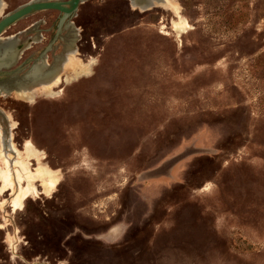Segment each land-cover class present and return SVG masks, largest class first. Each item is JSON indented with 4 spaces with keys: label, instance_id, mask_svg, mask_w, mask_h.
<instances>
[{
    "label": "rangeland",
    "instance_id": "1",
    "mask_svg": "<svg viewBox=\"0 0 264 264\" xmlns=\"http://www.w3.org/2000/svg\"><path fill=\"white\" fill-rule=\"evenodd\" d=\"M172 1L183 33L145 0H81L58 40L52 10L1 33L28 47L0 68V264H264V0ZM73 49L89 70L31 85Z\"/></svg>",
    "mask_w": 264,
    "mask_h": 264
},
{
    "label": "bare ground",
    "instance_id": "2",
    "mask_svg": "<svg viewBox=\"0 0 264 264\" xmlns=\"http://www.w3.org/2000/svg\"><path fill=\"white\" fill-rule=\"evenodd\" d=\"M131 1H132V4L135 7H143L142 2H139V0H131ZM145 1H147V4L149 3V4H159V5H162V6H167L168 8H170L176 14V16H178L177 3L172 1V0H145ZM3 9H4V1L0 0V16L3 13ZM178 18H179V21L178 22H174V29L179 34V33L185 32L189 28V26L185 22V20H183L179 16H178ZM27 47L28 46H27V43H26V45L18 48L17 45H16V41L14 39H12V38L8 39L7 41H5L3 43H0V68H7L10 65L15 64L17 59L20 58V55L22 54L23 50H25ZM70 47H73L71 43H70ZM70 47H69V49H71ZM74 53L75 52H74V49H73V50H71L69 52V56H66V58H65L66 60L65 59L62 60V62H64V63L62 64L63 66H62V70L61 71L60 70L58 71L57 68H54L53 70L48 71L47 62L45 60L39 61L36 65H34L32 67V69L30 71L31 73H29L33 77V81L31 83V85L32 86L35 85L36 88L40 89L44 93H50L51 87L55 86L56 84H58L60 82V77H62V72L65 71L67 68H71L74 71H76L75 75L78 74V71L86 72L87 70H89L90 63H86L85 64L78 57L77 52L75 54ZM60 69H61V65H60ZM30 91L31 90L28 88V86H20L19 90H17L15 93H17V95L20 96V97L29 99L30 96H32ZM0 92L2 93V90H0ZM8 118H10V117L8 116ZM2 140L3 139H1V141ZM3 144L4 143H2V146L0 148V158H2L4 156V153H5V152H3V148H4ZM4 145H5V147L10 146V148L14 147V144L12 143L11 138L8 140V143L4 144ZM13 149H15V148H13ZM13 151H14V154H15V150H13ZM38 152L39 151L36 150L35 147L30 142H26L25 147H24V152H23L24 155H27L28 158H34L35 157L39 161L38 154L40 152L39 153ZM5 154H7V153H5ZM19 154L20 153L18 151V155H13V156H18L19 157ZM20 157H22V156H20ZM22 158H24V157H22ZM9 160L10 159H8V162H9ZM12 161H13V159L10 162H12ZM14 162H16V163L18 162V163H20V165L22 164L21 159L17 158V157H16V160ZM12 164H13V162L11 163V166H12ZM39 164H40V162H39ZM7 165H9V164L7 163ZM23 165L25 166V164H23ZM13 167L17 168V165L13 166ZM25 167L24 168H20L19 165H18V168L16 170L17 173H16V171H14V172L17 174L18 178H19V175H22V177L26 181H28V184H29L30 181H31V174L28 172L27 168H25ZM7 172H9V171H5V172L4 171H0V182L2 184L1 185V190H3V191L6 188V186L8 185V182L10 181V176L12 175V172H10L11 174H8ZM36 175L38 177L42 178V183H43L44 189H50V188L54 187V185L57 183V180H58V174L56 172H54V171H51V170L45 168L43 165L42 166L41 165L38 166V168L36 169ZM15 177H16V175H15ZM17 177H16V180L18 179ZM29 186H30V184H29ZM29 186L28 187L26 186L25 188H21L20 187L21 189L17 187L18 188L17 190H19V191H17V192L15 191L16 192V196H15V198L13 200V205L14 206L20 207L21 199L25 195L28 194L29 188H31Z\"/></svg>",
    "mask_w": 264,
    "mask_h": 264
},
{
    "label": "water",
    "instance_id": "3",
    "mask_svg": "<svg viewBox=\"0 0 264 264\" xmlns=\"http://www.w3.org/2000/svg\"><path fill=\"white\" fill-rule=\"evenodd\" d=\"M80 2L81 0H66L63 2L55 0H32L27 2L0 18V35L17 20L37 11L56 9L63 12L64 17H68L75 12ZM60 25L61 22L59 23Z\"/></svg>",
    "mask_w": 264,
    "mask_h": 264
},
{
    "label": "flooded vegetation",
    "instance_id": "4",
    "mask_svg": "<svg viewBox=\"0 0 264 264\" xmlns=\"http://www.w3.org/2000/svg\"><path fill=\"white\" fill-rule=\"evenodd\" d=\"M55 1L63 2V1H66V0H55ZM48 10L54 11V14L51 15V19H48V21L45 20L44 21V24H49V25H47L48 28H49V30L50 31H53V34L56 35V39L58 40V39L62 38L60 36V34H62V31L64 29H67V28H70L71 27V24H70L71 23V20H70V18L74 16V13L75 12L73 14H71L70 16H68V17H64L63 12H60V11H58L56 9H48ZM60 22H61V25L59 26V23ZM52 49H53V47H52Z\"/></svg>",
    "mask_w": 264,
    "mask_h": 264
}]
</instances>
